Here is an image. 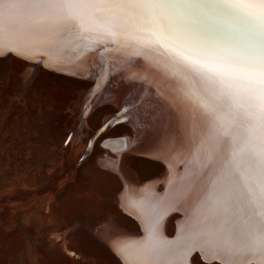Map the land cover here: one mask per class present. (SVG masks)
I'll return each instance as SVG.
<instances>
[{
    "label": "snow or ice",
    "instance_id": "obj_1",
    "mask_svg": "<svg viewBox=\"0 0 264 264\" xmlns=\"http://www.w3.org/2000/svg\"><path fill=\"white\" fill-rule=\"evenodd\" d=\"M73 44L77 59L97 48L141 57L139 78L158 74L167 89L158 119L173 134L153 158L169 165L168 187L132 203L146 235L117 246L125 264H189L195 251L206 264H264V0H0V55L32 60ZM101 147L118 154L100 158L118 171L126 140ZM179 211L168 239L162 222Z\"/></svg>",
    "mask_w": 264,
    "mask_h": 264
},
{
    "label": "rangeland",
    "instance_id": "obj_2",
    "mask_svg": "<svg viewBox=\"0 0 264 264\" xmlns=\"http://www.w3.org/2000/svg\"><path fill=\"white\" fill-rule=\"evenodd\" d=\"M29 79L31 86L22 90ZM92 84L93 79L43 63L30 66L13 53L0 55V264H122L98 237L97 226L109 216L127 228L137 229L139 221L119 205L123 185L118 174L102 168L97 159L106 152L113 156L110 147H101L118 141L108 137L135 135L143 107L131 91L115 103L103 90L93 101L91 116L81 123L80 99ZM124 106L131 107L126 114L133 120L113 124L89 142ZM121 160L141 181L165 168L127 152ZM177 214L166 221L169 236ZM192 260L206 264L197 254Z\"/></svg>",
    "mask_w": 264,
    "mask_h": 264
},
{
    "label": "bare ground",
    "instance_id": "obj_3",
    "mask_svg": "<svg viewBox=\"0 0 264 264\" xmlns=\"http://www.w3.org/2000/svg\"><path fill=\"white\" fill-rule=\"evenodd\" d=\"M76 43L81 44V48L79 51H83L84 50L83 49V42H76ZM74 46H75V44L69 46V48L66 49L63 53H58L56 50L49 49L48 50V56H45L43 53H41L32 60L46 61L49 59V57L56 58L58 55H60V56H62L63 62L60 64H56L55 66H60V67H63L65 69H69V70H80L83 73L84 77H88V78L92 77L93 81H94V78L97 77L99 72L103 71L106 74L105 76H100L99 85H97L95 82V88H94V91L92 90L91 94H89V91L85 92L87 94H84L82 96V98L80 99V101L82 100V102H81V104H79L78 115H79V120L81 121V123H83V121L87 122L88 118L91 116V112H92V108H93V101L96 98V97L95 98H93V97L97 94V92H99V90L105 85V83H107V84L104 88L103 93H104V95L109 97L110 100L111 99L114 100L115 103L124 94H128L131 91V93L136 95L137 99L140 101V104L143 107L142 108L143 110H141L142 111V116H141V121H140L141 123L139 125V122H138V125H139L138 130L136 132L133 130L135 135L134 136H131L130 134L129 135H123V136H125L124 139L126 140V142L128 144V150L125 152H127V154H129V153L132 155L136 154V155H140V156L148 157V158H152V159H154L153 158L154 155H166V153L160 151V146L163 143L164 138L166 136H171L173 134V132L169 129L167 118H165L164 120L158 119V116H159V107L157 104L158 90H163L165 92V94H167V89L164 88L163 85L160 83L159 75L153 73V74L147 75L146 79H140L139 76L146 74L145 73L146 62L143 58L136 57V58H134V60L132 62H128L126 56L122 57V58H118L116 53L113 51H107V52H103V54H101V51H102L101 48H97V50L94 52H87L83 56H81L79 59H77L76 57H77L78 53H72L71 52V48ZM14 55H16V54H14ZM36 64L38 66V63H36ZM30 66H31V64H30ZM52 66H54V65H52ZM26 67L27 66L25 65L24 68H26ZM32 67L34 68L33 65H32ZM29 68L30 67L26 68L25 71H27V69H29ZM49 68L53 69L51 67V65L49 66ZM56 71H60V72L66 73V74L68 73L67 71H63V70H57L56 69ZM80 71H78V72H80ZM68 74L71 75L70 73H68ZM101 96H102V93H101ZM97 97H100V96H97ZM135 98H134V101H135ZM102 100H103V98H102ZM107 100H108V98H107ZM80 101H78V103ZM86 101H87V104L85 103ZM130 103H131V107H132V102H130ZM130 103H129V105H130ZM122 104L124 105V103H122ZM133 105H134V103H133ZM119 106H121V105H119ZM130 108H128V109H130ZM138 108H140V107H138ZM138 108L136 110H138ZM132 111H134L133 107H132ZM85 112L87 113L86 115H85ZM134 112L136 113V111H134ZM140 113L141 112H139V115H140ZM137 114H138V112H137ZM129 115H131V114H129ZM129 115H128V117H129ZM139 117L140 116H138V118ZM130 119L133 120L132 117ZM128 124H129V122H128ZM133 128H134V126H133ZM133 128H131V129H133ZM106 144L111 146V145L117 144V142H111L110 141ZM106 148H108V147H106ZM122 155H123V153H122ZM122 155L119 154V157H118L119 161H120L119 166H118L119 170L114 171L118 174V176L122 182L121 184L123 185L122 191L121 192L119 191L120 194H119V201L118 202L120 203L119 205L124 209V211H126L128 214L134 216V218L137 219V222L139 221L138 227H137L138 231L127 233L119 225H116L113 220L109 219L107 221H102L101 223L98 224L99 226H97V230H98L97 233L99 235L98 237H100V239L103 240V242H105V244L121 260V263L125 264L124 258L121 255H119L117 250H116L117 246L123 242L142 240V239H144V237L146 235L144 224L142 223L141 219L138 218L137 210L135 207L132 206V203L134 201H138L140 199L141 194L146 190V188L152 189L158 193H163L165 191V189L168 187L169 165L167 163H165V161L163 159H154V160L162 163L163 166L165 167L164 171L162 173V176L159 177L158 179H154L150 183L142 184V181L137 178V175H135L131 170H129V168H131V167L127 168L126 165L124 164V162L122 161L123 159L121 160ZM104 156H107V157L112 158V159H116L118 154L116 152H114L113 156H112L108 152H106V153H104V155L100 156L97 159L98 163L101 165L102 168L104 167V169H108L106 166H104L102 164V162L100 160V158H102ZM176 168L182 169V165L177 164ZM160 181H161V183L158 185V183ZM159 186H161V187L158 189ZM179 212H180V214H177L178 216L175 217V225L176 226H175L174 235L172 237H170L166 233V221H167V219L170 218V216L174 212H171L167 217H165L164 221L162 222L161 231L163 232V235L165 237H167L168 239H171L175 236L176 231H177V222L183 220V218H184V213L182 211H179ZM140 227H141L142 231L140 230ZM141 233H142V235H141ZM196 254L198 255V257L201 260L203 259L200 252L195 251L189 257V260H191L192 263H194V261L192 260V256H194ZM202 261L204 262L205 260L203 259ZM200 263H202V262H200ZM189 264H191V263H189Z\"/></svg>",
    "mask_w": 264,
    "mask_h": 264
},
{
    "label": "water",
    "instance_id": "obj_4",
    "mask_svg": "<svg viewBox=\"0 0 264 264\" xmlns=\"http://www.w3.org/2000/svg\"><path fill=\"white\" fill-rule=\"evenodd\" d=\"M9 53H11V52H9ZM8 54V53H7ZM6 55V54H5ZM4 56V55H3ZM26 60V59H25ZM28 63H30V64H36L37 63V61H35V60H26ZM51 67L53 68V70L56 68L57 70H63V71H67L68 73H70L72 76H76V77H79V78H84V79H86V80H92V79H90V78H88V77H84L83 76V73L80 71V70H69V69H65V68H63V67H60V66H52L51 65ZM55 69V70H56ZM78 71H80V72H78ZM67 73V74H68ZM95 82H96V77L94 78V81H93V84H92V86L90 87V90H88L89 91V94H91V92H92V90H94V88H95ZM106 84L107 83H105V85L99 90V92L93 97V98H95L99 93H101L103 90H104V88H105V86H106ZM93 100V99H92ZM128 110V108H124V107H121L120 109H118L116 112H115V115H116V118L115 119H112V118H109V119H107L106 121H104L101 125H100V127L99 128H97V130L95 131V133H94V135L92 136V138L91 139H89V142L90 141H92V139L93 138H95L100 132H102L104 129H105V127H104V125L106 124V122H108L109 120H111L112 121V125L113 124H115V123H120V122H126V121H128V119H123V114L125 113L124 112V110ZM82 111V110H81ZM81 113V112H80ZM85 124V123H84ZM125 135V134H124ZM130 137V136H129ZM118 138H123V136L122 135H118V136H114V137H108L107 139H110V140H115V139H118ZM88 142V143H89ZM162 173L163 172H161V173H159V174H157V175H155V176H153V177H151V178H149V179H146V180H144V181H142V184H144V183H150L151 181H153L154 179H158L159 177H161L162 176ZM161 183V181L158 183V185ZM122 190V189H121ZM109 219H111V220H113L114 222H115V224L116 225H119L121 228H123L124 229V231L125 232H127V233H131V232H135V231H138V229H135V228H127V227H125V226H123L122 225V223L121 222H118L114 217H111V216H109V217H106L105 219H103V220H100V222H102V221H107V220H109ZM140 230L142 231V229H141V227H140ZM139 230V231H140ZM141 235H142V233H141ZM170 237H172V236H170ZM203 260V259H202ZM204 262H206V261H204ZM189 263H191V264H195V263H192L191 262V260H189Z\"/></svg>",
    "mask_w": 264,
    "mask_h": 264
},
{
    "label": "crops",
    "instance_id": "obj_5",
    "mask_svg": "<svg viewBox=\"0 0 264 264\" xmlns=\"http://www.w3.org/2000/svg\"><path fill=\"white\" fill-rule=\"evenodd\" d=\"M147 179H149V178H147Z\"/></svg>",
    "mask_w": 264,
    "mask_h": 264
}]
</instances>
